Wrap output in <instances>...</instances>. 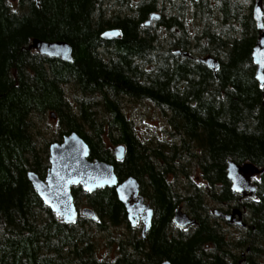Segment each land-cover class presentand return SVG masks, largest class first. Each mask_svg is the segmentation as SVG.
<instances>
[{
	"label": "trees",
	"instance_id": "16d2710c",
	"mask_svg": "<svg viewBox=\"0 0 264 264\" xmlns=\"http://www.w3.org/2000/svg\"><path fill=\"white\" fill-rule=\"evenodd\" d=\"M0 0V264H264V89L255 79L256 0ZM264 23V0H262ZM155 11L160 19L145 27ZM118 28L114 40L101 33ZM33 38L67 41L72 62L30 49ZM175 49L190 56L174 54ZM219 60L213 72L195 57ZM74 89L69 97L66 87ZM149 100L172 141H142L122 100ZM54 112L53 141L77 132L91 160L114 166L119 181L139 182L153 209L145 237L132 227L114 188L71 191L97 221L65 223L28 180L44 179L48 144L41 127ZM123 144L117 160L110 145ZM251 162L256 198L231 190L226 162ZM198 173L204 186L192 180ZM181 178V180H180ZM240 206L248 223L228 237L211 211ZM182 206L196 219L172 218ZM127 231L100 257L94 233Z\"/></svg>",
	"mask_w": 264,
	"mask_h": 264
},
{
	"label": "water",
	"instance_id": "95a60500",
	"mask_svg": "<svg viewBox=\"0 0 264 264\" xmlns=\"http://www.w3.org/2000/svg\"><path fill=\"white\" fill-rule=\"evenodd\" d=\"M36 4L39 0H34ZM253 18L257 28V38L252 50V59L255 64V79L260 88L264 89V23L262 0H256L253 5ZM160 13H151L144 22L148 27L153 22L160 19ZM121 31L118 28H108L102 31L101 38L104 40H114L118 38ZM30 49L36 50L39 54L57 58L62 61L72 62L73 48L67 41H47L33 38L29 44ZM174 54L190 56L189 52L175 49ZM197 62L204 64L211 71L215 72L219 68V60L212 56L195 57ZM50 117L55 118L54 112ZM49 164L50 167L44 179H41L35 172L27 173L28 180L36 190L43 203L56 213L63 222L75 223L79 213L91 221H97L98 216L94 210L88 206L78 212L73 195L72 187L80 185L82 190L92 193L97 189L109 187L114 188L118 200L124 205L127 221L135 227L141 222V237H145L150 229L153 219V209L140 194L138 180L133 176H128L119 181L114 166L102 160H91L90 147L87 142L75 131L65 134L61 141L49 143ZM113 154L117 160H122L125 156V146L116 144L113 147ZM262 171L251 162L237 163L233 160L226 162V175L231 183V190L249 199L256 198L257 186L252 180L254 176ZM212 215L223 219L228 224L246 227L243 218V211L240 207H233L230 212H225L219 208L212 210ZM172 222L177 229H185L196 224V219L190 216L181 206L177 207ZM160 264H172L169 260H163Z\"/></svg>",
	"mask_w": 264,
	"mask_h": 264
},
{
	"label": "rangeland",
	"instance_id": "374dc122",
	"mask_svg": "<svg viewBox=\"0 0 264 264\" xmlns=\"http://www.w3.org/2000/svg\"><path fill=\"white\" fill-rule=\"evenodd\" d=\"M66 91L68 92L69 97L73 96L74 89L72 87L67 86ZM121 102L124 114L132 120L135 132L142 141L147 142L152 140L155 142L157 139L161 140V142L172 141L169 134L170 127L168 125L166 115L156 108L151 101L124 98ZM38 125L41 127V131L43 132L45 139L50 141L52 140L51 142H53L57 129L55 119L48 116L42 123L39 122ZM113 146L114 145H110L111 148H113ZM192 180L200 186H204L203 181H201V178L198 176L196 171L192 174ZM85 206L86 205H81L80 209ZM218 206L219 205L217 204L214 205V207ZM222 229L225 234L232 239L235 238V236L237 237L240 234L243 235L244 233L243 230L224 222L222 223ZM126 231L127 230L124 227L119 226L110 227L107 232L94 233L98 255L100 257L112 258L115 254L114 243L112 239L107 242V238H113L121 233H125Z\"/></svg>",
	"mask_w": 264,
	"mask_h": 264
}]
</instances>
